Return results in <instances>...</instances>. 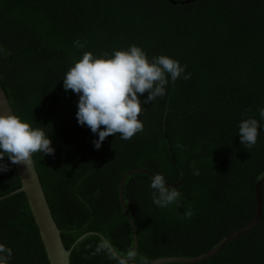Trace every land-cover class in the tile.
I'll use <instances>...</instances> for the list:
<instances>
[{
    "label": "trees",
    "instance_id": "1",
    "mask_svg": "<svg viewBox=\"0 0 264 264\" xmlns=\"http://www.w3.org/2000/svg\"><path fill=\"white\" fill-rule=\"evenodd\" d=\"M77 40L85 47H75ZM132 44L150 59H178L185 73L143 106L142 132L130 140L111 134L96 149L97 137L77 122L79 96L65 91L63 76L84 52L102 56ZM0 82L16 115L50 130L55 152L33 156L67 248L97 231L122 256L133 252L119 188L137 168L164 174L181 199L158 207L152 175L128 177L124 199L138 234L129 264L204 254L255 217L264 121L250 150L237 133L241 119H259L264 107V0H0ZM3 163L0 196L21 186L15 164ZM262 196L259 224L194 264H264V184ZM189 207L194 215L184 219ZM0 243L13 250L9 264H50L24 193L0 201ZM71 260L120 262L99 235L80 241Z\"/></svg>",
    "mask_w": 264,
    "mask_h": 264
},
{
    "label": "clouds",
    "instance_id": "2",
    "mask_svg": "<svg viewBox=\"0 0 264 264\" xmlns=\"http://www.w3.org/2000/svg\"><path fill=\"white\" fill-rule=\"evenodd\" d=\"M74 45L85 47L79 40L74 41ZM185 70L186 66L172 56L159 55L150 59L141 46L132 44L102 56L84 52L66 71L63 83L65 91L78 94L77 122L88 127L97 137L93 143L99 149L111 134L119 135L121 140H130L142 132L143 106L164 97L169 82L175 83ZM183 78L189 79L190 73ZM145 92L148 95L141 100ZM257 111L259 119L248 116L238 124L240 142L248 150L256 145L261 121H264V107ZM49 131L34 126L21 116L0 113V171L8 170V165L3 163L5 157L11 164H23L26 170H30L34 154H53L55 148ZM193 175L199 176V169L194 168ZM149 187L153 203L158 207L167 208L181 199V193L167 184L162 173L152 176ZM193 215L194 211L189 207L183 218L191 219ZM12 255V248L0 243V264H9ZM135 257V252H129L119 264H129ZM138 264H150V261L140 257Z\"/></svg>",
    "mask_w": 264,
    "mask_h": 264
},
{
    "label": "water",
    "instance_id": "3",
    "mask_svg": "<svg viewBox=\"0 0 264 264\" xmlns=\"http://www.w3.org/2000/svg\"><path fill=\"white\" fill-rule=\"evenodd\" d=\"M170 1L173 4H178V3L188 4L196 0H185V1L170 0ZM0 113L15 114L14 109L10 103V100L1 82H0ZM32 159H33V164L29 166L30 170H26V167L23 164H15L16 171H17L18 177L21 182V186L17 188L16 190H13L7 194L0 196V201L8 197H11L13 195H16L18 193L25 194L28 204L30 206L32 215L38 227L40 237L44 245V249H45L49 263L50 264H72L71 256H72V251L74 247L80 241L85 239L88 235H99L103 239V241L108 245L112 253L118 259L120 260L124 259L125 257L119 254L115 250V248L111 245V243L106 238V236H104L102 233L97 232V231H91V232L82 234L70 248L66 247L63 237H62V231L59 228L55 220L51 206L47 199L45 190L43 188V184H42L38 169L35 164L34 156ZM136 172H145L152 176L154 174L147 169H142V168L132 169L123 176L120 182V199H121L124 212L127 215V218L129 219V222L132 226L133 236H134L133 252L137 254V251H138L137 228H136V224L131 214L129 213L127 209V205L124 199V188H125L126 181L130 175ZM167 184L170 187H177V185H172L169 183ZM263 184H264V176L260 180H258V182L256 183L255 193H256V201H257V208H256L257 210H256L255 217L247 225L230 233L217 248H214L204 254H200L197 256L160 257V258L153 260L150 264H165V263H191V264L193 263L194 264L199 261L206 260L209 257H212L215 254H217L219 251H221L222 248L226 245V243L229 240L239 235H242L244 233H247L253 228H255L259 224L261 217L263 215V196H262Z\"/></svg>",
    "mask_w": 264,
    "mask_h": 264
}]
</instances>
